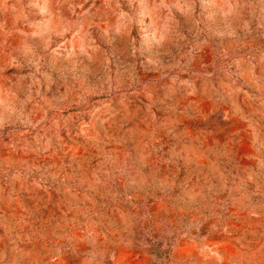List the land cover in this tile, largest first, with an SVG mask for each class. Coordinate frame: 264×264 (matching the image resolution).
I'll use <instances>...</instances> for the list:
<instances>
[{
	"label": "rangeland",
	"instance_id": "1",
	"mask_svg": "<svg viewBox=\"0 0 264 264\" xmlns=\"http://www.w3.org/2000/svg\"><path fill=\"white\" fill-rule=\"evenodd\" d=\"M0 264H264V0H0Z\"/></svg>",
	"mask_w": 264,
	"mask_h": 264
}]
</instances>
